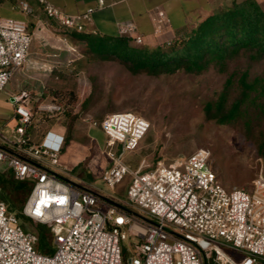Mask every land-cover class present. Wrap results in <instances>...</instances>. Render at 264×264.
I'll list each match as a JSON object with an SVG mask.
<instances>
[{
    "label": "built area",
    "instance_id": "obj_1",
    "mask_svg": "<svg viewBox=\"0 0 264 264\" xmlns=\"http://www.w3.org/2000/svg\"><path fill=\"white\" fill-rule=\"evenodd\" d=\"M37 1L60 26L82 32L91 21L92 7L70 14L48 0ZM103 4L104 0H98L99 6ZM19 6L32 12L24 0ZM152 19L157 35L169 22L161 9ZM127 33L136 45L143 43L132 29ZM32 42L27 23L3 16L0 8V93L28 62ZM40 96L27 89L10 96L15 124L13 137L0 130V164L13 180L31 186L22 213L49 227L52 251H39L37 235L25 230L0 199V264H123V242L131 237L136 238L137 254L127 264H264L263 171L252 190L228 189L217 180L208 148H198L171 165L142 160L131 169L123 156L138 147L150 122L131 111L110 113L100 127L119 150L109 152L112 163L101 178L116 187L130 177L127 202L143 214L135 213L72 185L51 169L60 165L65 137L57 138L48 130L37 142L30 128L38 115L43 120L58 118L66 104L39 100ZM90 121L92 126L99 125ZM222 247L240 250L244 256L234 262Z\"/></svg>",
    "mask_w": 264,
    "mask_h": 264
},
{
    "label": "rangeland",
    "instance_id": "obj_2",
    "mask_svg": "<svg viewBox=\"0 0 264 264\" xmlns=\"http://www.w3.org/2000/svg\"><path fill=\"white\" fill-rule=\"evenodd\" d=\"M19 1L17 0L14 8L5 3L2 7L3 14L16 16L14 11L17 10L25 16L33 36L31 56H37L41 61L58 60L56 70L69 76L66 81L77 83L78 99L71 102L63 99L64 104H68V110L58 118L45 120L61 124L59 128L50 130V134L57 138H64L67 128L73 130L76 126L80 134L71 130L72 143L87 154L86 160L75 166L68 177L59 175L74 183H81L76 175L82 171L86 173L87 164L91 167L110 166L112 159L109 152L116 154L119 147L117 144L112 145L103 134H96L94 131L101 128L100 123L106 115L131 111L150 122V128L138 147L134 151H127L123 156L124 163L131 169H136L142 160L149 164L163 160L171 165L198 148H208L212 155V168L222 186L228 189L240 187L247 191L253 189L254 180L261 171L264 172V146L261 145L264 140V98L260 100L261 110L251 105L237 122L231 124H220L206 118L204 106L207 101L217 98L230 73L238 74L248 70L250 78L257 75L264 77V59L253 60L241 56L230 61L225 71L212 65L202 73L179 70L157 76L133 74L116 61L86 53L85 43L71 38L55 20L48 18L37 0H24L32 8V12L28 14L20 8ZM33 2L41 7L40 11L33 10ZM54 54L58 56L55 57ZM46 74L37 80L31 79V83L24 88L42 94L51 72L46 71ZM33 82L36 86L34 89ZM17 83L15 74L0 93V130L10 137H13L15 122L14 107L9 98L11 93L19 89ZM42 98L50 101L52 94L43 93ZM89 119L99 124L98 127H93L92 134L88 132L92 126ZM86 135L88 137L85 138ZM86 178L91 181L90 191L107 199L117 197L118 204L141 214L126 199L129 176L116 187H109L101 177L87 175ZM10 182L15 181L7 167L0 164V193L4 192L15 204H19L25 194L22 191L13 194ZM4 202L8 204L7 201ZM26 223L33 224L29 220ZM34 225L38 223L34 222L33 227ZM48 237L51 238L49 234ZM135 240V237H131L123 242V246L129 250L128 259L137 254ZM222 249L234 262L244 256V253L232 247Z\"/></svg>",
    "mask_w": 264,
    "mask_h": 264
},
{
    "label": "trees",
    "instance_id": "obj_3",
    "mask_svg": "<svg viewBox=\"0 0 264 264\" xmlns=\"http://www.w3.org/2000/svg\"><path fill=\"white\" fill-rule=\"evenodd\" d=\"M12 8L17 0H0L1 14L3 5ZM71 38L85 43V52L106 60L124 65L131 73L148 75L172 74L179 70L188 73H202L210 66L225 71L229 62L241 56L253 60L264 59V7L257 0L233 2L217 13L202 19L198 25L184 36L173 38L169 43L154 48L136 45L125 34L105 35L97 32H78L61 26ZM69 76L51 70L44 92L52 94V100L62 104L78 99L77 83L68 82ZM43 93L39 100H42ZM264 98V77L250 78L249 71L230 73L215 100L207 101L204 106L206 118L220 124L237 122L251 105L262 109ZM68 104H66V111ZM71 128H67L64 144L71 138ZM264 146V140L261 143ZM64 147V145H63ZM63 149V148H62ZM15 181V180H14ZM11 192H24L25 198L19 204L10 200L7 194L0 193V199L7 201L8 212L14 213L27 231L37 235L35 247L42 252L52 251L49 227L45 224L34 225L22 213V208L31 190L25 182H10ZM23 219V221H21ZM27 220L32 221L30 225ZM34 228V229H33ZM128 250L123 246V264H127Z\"/></svg>",
    "mask_w": 264,
    "mask_h": 264
},
{
    "label": "crops",
    "instance_id": "obj_4",
    "mask_svg": "<svg viewBox=\"0 0 264 264\" xmlns=\"http://www.w3.org/2000/svg\"><path fill=\"white\" fill-rule=\"evenodd\" d=\"M48 1L70 14H76L92 7L91 21L85 24V31L87 32L94 31L105 35H130L127 33V30L132 29L133 34H139L143 37V43L141 45L154 48L159 44H165L171 41L175 37L186 35L191 29L195 28L202 19L210 14L221 11L233 2H241L244 0H104L102 6L98 5V0ZM257 1L262 6L264 5V0ZM40 8L38 4L33 2V10L35 12L40 11ZM158 9L165 12L169 18V22L163 26L162 32L157 35L154 33L155 25L152 16ZM14 13L16 16L10 17L26 22L23 14H20L17 10H15ZM54 56L56 57L58 54H54ZM58 64L59 61L56 59L41 61L37 56H31L30 51L28 62L24 67L15 72L18 82L17 88L19 89L11 93V95L18 93L21 89L30 90L24 87L31 83V79L34 81L39 79L42 75H47L46 71L51 72L52 68L56 67ZM35 87L33 82V89ZM60 125L61 124L58 122L53 124L48 123L41 117L39 118V116H36L33 127L30 128V133L33 140L39 142L46 131L56 127L59 128ZM93 127L98 126H91V128L88 129L89 134H92ZM76 128L75 126L72 132L74 133V131H76L80 134ZM94 132L96 134H103L104 137L107 138L102 128ZM73 133L71 138L64 144L60 153V165L51 168L54 172L56 171L58 175L61 174L68 177L70 172L74 170V167L82 164L87 158V154L82 153L80 148L75 143H72ZM84 137L86 138L88 136L86 135ZM108 167L109 164L97 167H91L90 164H87L85 167L86 173L82 171L76 175L81 183H74L70 179L61 175L59 176L76 187L89 190V182L91 181H88L86 178L87 175L93 178H100ZM116 198L117 197H109V199H105L111 203H118Z\"/></svg>",
    "mask_w": 264,
    "mask_h": 264
},
{
    "label": "water",
    "instance_id": "obj_5",
    "mask_svg": "<svg viewBox=\"0 0 264 264\" xmlns=\"http://www.w3.org/2000/svg\"><path fill=\"white\" fill-rule=\"evenodd\" d=\"M113 204H115V205H117V206H119V207H121V208H125L123 205H121V204H118V203H115V202H112Z\"/></svg>",
    "mask_w": 264,
    "mask_h": 264
}]
</instances>
